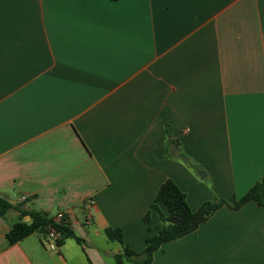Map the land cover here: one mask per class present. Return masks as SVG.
<instances>
[{
    "label": "crops",
    "instance_id": "obj_1",
    "mask_svg": "<svg viewBox=\"0 0 264 264\" xmlns=\"http://www.w3.org/2000/svg\"><path fill=\"white\" fill-rule=\"evenodd\" d=\"M263 177L264 0H0V197L71 213L84 242L10 245L11 211L0 264H118L106 229L142 252L167 180L196 212ZM154 264H264V208L219 210Z\"/></svg>",
    "mask_w": 264,
    "mask_h": 264
},
{
    "label": "trees",
    "instance_id": "obj_2",
    "mask_svg": "<svg viewBox=\"0 0 264 264\" xmlns=\"http://www.w3.org/2000/svg\"><path fill=\"white\" fill-rule=\"evenodd\" d=\"M110 1L118 2L120 0ZM213 192V200L204 203L198 211L194 212L188 203L187 194L174 181L167 180L160 187L151 209L143 218L144 223L149 225L152 214L157 212L162 226L155 234H152L151 228L148 227L149 236L146 239V248L142 252H136L126 245L125 234L121 228L106 229L107 239L123 247V253L116 256L117 263L154 264V255L162 246L195 233L201 225L208 222L223 208L239 211L250 202H255L259 207L264 208V177L245 196L233 203L225 200L216 189ZM162 207L166 209V213L162 212ZM11 211L18 213L19 220L7 235L10 245L18 244L34 234L46 235L50 231H55L58 235L60 247L67 240H75L80 245L84 243L70 228L67 219L56 220L55 216L39 210L28 209L23 203L12 204L7 199L0 197V218L6 219ZM27 217L30 218V222H25Z\"/></svg>",
    "mask_w": 264,
    "mask_h": 264
},
{
    "label": "built area",
    "instance_id": "obj_3",
    "mask_svg": "<svg viewBox=\"0 0 264 264\" xmlns=\"http://www.w3.org/2000/svg\"><path fill=\"white\" fill-rule=\"evenodd\" d=\"M22 202L27 201V197H22L21 199ZM71 213L69 212H64L56 215V220H63L67 219L70 217ZM43 241L46 244V246L51 250V251H58L59 250V245H58V235L56 234L55 231H50L48 234L43 235Z\"/></svg>",
    "mask_w": 264,
    "mask_h": 264
},
{
    "label": "water",
    "instance_id": "obj_4",
    "mask_svg": "<svg viewBox=\"0 0 264 264\" xmlns=\"http://www.w3.org/2000/svg\"><path fill=\"white\" fill-rule=\"evenodd\" d=\"M170 150L173 152V155H174L175 158H180V157H181V152H180V150L178 149V147H177L176 145H174V144L171 145V146H170ZM185 162H186V163H189V161L186 160V159H185ZM199 175H200L202 178L205 177V174H204L203 172H199Z\"/></svg>",
    "mask_w": 264,
    "mask_h": 264
},
{
    "label": "rangeland",
    "instance_id": "obj_5",
    "mask_svg": "<svg viewBox=\"0 0 264 264\" xmlns=\"http://www.w3.org/2000/svg\"><path fill=\"white\" fill-rule=\"evenodd\" d=\"M200 176V175H199ZM211 187V186H210ZM215 189V188H214ZM214 189H212L214 191ZM213 195H214V192H213ZM129 264H133V263H129Z\"/></svg>",
    "mask_w": 264,
    "mask_h": 264
}]
</instances>
